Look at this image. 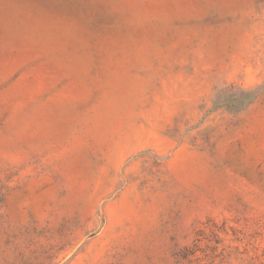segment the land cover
I'll list each match as a JSON object with an SVG mask.
<instances>
[{
	"label": "rangeland",
	"instance_id": "374dc122",
	"mask_svg": "<svg viewBox=\"0 0 264 264\" xmlns=\"http://www.w3.org/2000/svg\"><path fill=\"white\" fill-rule=\"evenodd\" d=\"M0 264H264V0H0Z\"/></svg>",
	"mask_w": 264,
	"mask_h": 264
}]
</instances>
